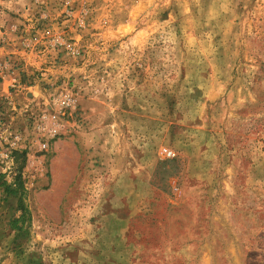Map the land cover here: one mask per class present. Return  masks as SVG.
<instances>
[{
    "label": "rangeland",
    "instance_id": "1",
    "mask_svg": "<svg viewBox=\"0 0 264 264\" xmlns=\"http://www.w3.org/2000/svg\"><path fill=\"white\" fill-rule=\"evenodd\" d=\"M3 81L0 264H264V0H0Z\"/></svg>",
    "mask_w": 264,
    "mask_h": 264
},
{
    "label": "built area",
    "instance_id": "2",
    "mask_svg": "<svg viewBox=\"0 0 264 264\" xmlns=\"http://www.w3.org/2000/svg\"><path fill=\"white\" fill-rule=\"evenodd\" d=\"M80 26H84L83 20L80 21ZM54 104L57 107L56 111H54V113L50 112V114L40 115L39 121L35 123L36 128L46 127L47 125V129L44 128L42 130L50 132L51 134L56 131L57 121L67 112L74 111L75 109V100L71 95L58 97ZM167 156L170 157L171 153L168 152Z\"/></svg>",
    "mask_w": 264,
    "mask_h": 264
},
{
    "label": "trees",
    "instance_id": "3",
    "mask_svg": "<svg viewBox=\"0 0 264 264\" xmlns=\"http://www.w3.org/2000/svg\"><path fill=\"white\" fill-rule=\"evenodd\" d=\"M17 182H18V187H19L18 190H10L9 189V191L11 192L12 195H17L19 189L23 190V186L20 183V178L17 179ZM6 190H8V189H6ZM18 203H19L20 210L23 211V214L17 220L14 221L15 226H17L19 223L24 224L25 223V217L27 214V210H26L24 203H23V200L21 198L19 199Z\"/></svg>",
    "mask_w": 264,
    "mask_h": 264
},
{
    "label": "crops",
    "instance_id": "4",
    "mask_svg": "<svg viewBox=\"0 0 264 264\" xmlns=\"http://www.w3.org/2000/svg\"><path fill=\"white\" fill-rule=\"evenodd\" d=\"M6 85H7L6 81H3V83L0 84V86H1V88H0V100H2V101H5V99H7V98H13L14 97L13 93L7 92V90H6L7 86ZM8 95H10L11 97Z\"/></svg>",
    "mask_w": 264,
    "mask_h": 264
}]
</instances>
